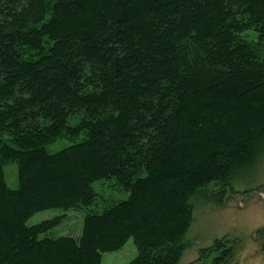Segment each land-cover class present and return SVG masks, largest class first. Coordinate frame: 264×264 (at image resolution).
Returning a JSON list of instances; mask_svg holds the SVG:
<instances>
[{"label":"trees","instance_id":"16d2710c","mask_svg":"<svg viewBox=\"0 0 264 264\" xmlns=\"http://www.w3.org/2000/svg\"><path fill=\"white\" fill-rule=\"evenodd\" d=\"M263 154L264 0H0V264H101L131 239L129 264H180L197 205ZM110 180L125 199L100 201ZM71 211L80 236H49ZM239 245L189 264H238Z\"/></svg>","mask_w":264,"mask_h":264},{"label":"rangeland","instance_id":"374dc122","mask_svg":"<svg viewBox=\"0 0 264 264\" xmlns=\"http://www.w3.org/2000/svg\"><path fill=\"white\" fill-rule=\"evenodd\" d=\"M249 34L253 35V33ZM213 118L222 125L221 119L223 117L221 115L217 113ZM217 126L219 125L217 124ZM237 132L239 131L236 130ZM213 137L211 135L206 139L207 142L203 143L202 151L205 152L209 146H214L212 143L215 140L209 143ZM76 141L78 139L71 141L61 139L49 145L48 148L55 152ZM196 160L200 161L199 158ZM254 164L244 172L243 178L233 182V187L229 186V189L225 190L227 193L225 205L209 207L205 200L197 205L195 219L186 238L192 243V246L185 251L180 264L196 261L202 248L209 247L216 239L227 236L237 239L240 243L237 254L238 264H264V154ZM4 172L7 185L12 189L17 188V164L14 162L6 164ZM94 187L99 193L100 201H103V197L107 199L114 197L115 201L127 197L114 180L104 183L98 181ZM214 187L224 188L219 183L214 184ZM172 199L176 201L174 196ZM62 214V211L56 209L43 211L34 215L29 220L28 225L33 226ZM83 221L84 215L81 211H71L63 223L56 227L49 236L56 238L62 236L78 237L82 232ZM136 255L137 249L131 239L120 251L103 255L101 264H129Z\"/></svg>","mask_w":264,"mask_h":264}]
</instances>
